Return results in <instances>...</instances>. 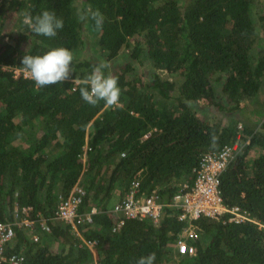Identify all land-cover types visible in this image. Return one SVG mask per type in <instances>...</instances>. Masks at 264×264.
<instances>
[{"label":"trees","instance_id":"obj_1","mask_svg":"<svg viewBox=\"0 0 264 264\" xmlns=\"http://www.w3.org/2000/svg\"><path fill=\"white\" fill-rule=\"evenodd\" d=\"M260 1L0 0V220H12L15 207L31 206L28 217L39 214L49 226L39 241L16 226L8 252L23 254V264H136L151 253L154 264H264V228L256 223L200 217L193 221L195 254L171 260V245L185 227L175 207L164 206L157 224L128 220L115 232L109 212L133 181L169 203L192 183L203 154L238 141L220 194L264 225ZM89 6L103 16L100 29L79 19ZM44 10L63 20L55 37L38 36L23 23L26 12ZM87 32L102 60L80 54ZM58 47L73 53V72L61 84L40 88L6 68H24V54ZM125 49L121 63L104 70L118 78L120 106L86 103L79 82ZM207 109L231 121H212ZM76 184L85 189L78 212L97 209L78 234L53 218L59 197ZM83 240L97 243L88 248Z\"/></svg>","mask_w":264,"mask_h":264},{"label":"built area","instance_id":"obj_2","mask_svg":"<svg viewBox=\"0 0 264 264\" xmlns=\"http://www.w3.org/2000/svg\"><path fill=\"white\" fill-rule=\"evenodd\" d=\"M5 68V67H4ZM13 71L14 76L22 75L30 78L24 68L6 67ZM78 82V81H76ZM149 133L144 136L147 137ZM86 146L84 147V150ZM240 149L238 141L226 144L216 151L202 155L197 166L193 169V181L185 183L175 193L169 203H164L157 190L151 192L141 188L139 181L131 182L125 194L112 203L109 212L113 215L112 231L120 230L128 220H145L157 224L164 206L169 205L178 210L177 219L185 222V227L179 232L175 241L176 251L179 256L195 254L196 247L193 242L197 233L193 221L200 217L223 219L233 223L251 222L261 228L264 225L255 220L249 211L238 205L228 206L220 194V177L228 164L232 162ZM85 196V189L81 185H74L66 196H60L54 209L53 218L68 223L72 230L77 232V227L92 222V215L97 212L92 207L85 213L78 212V208ZM31 206L14 208V218L10 221L0 220V263L23 264L24 255L19 252H8L14 238L15 227H21L31 233L33 241L40 240V234L49 231V226L44 217L37 214L36 218L28 217ZM78 234V232H77ZM182 234L181 238L180 235ZM88 248L95 247L96 240H83Z\"/></svg>","mask_w":264,"mask_h":264},{"label":"clouds","instance_id":"obj_3","mask_svg":"<svg viewBox=\"0 0 264 264\" xmlns=\"http://www.w3.org/2000/svg\"><path fill=\"white\" fill-rule=\"evenodd\" d=\"M80 20L90 19L94 26L100 29L103 25V16L99 10L91 7L82 9L79 13ZM23 23L38 36L55 37L57 30L63 28V20L58 18L54 12L48 10L33 16L31 12L24 14ZM73 53L64 47L52 48L42 55H26L21 58L20 64L29 74L30 79L37 87L43 88L50 85L61 84L69 79L72 69ZM109 65L101 62L94 66L91 73L79 83L81 98L89 105L96 106L103 101L107 108L120 106L121 90L118 87V78L106 75L105 69ZM155 254L140 257L136 264H154Z\"/></svg>","mask_w":264,"mask_h":264},{"label":"rangeland","instance_id":"obj_4","mask_svg":"<svg viewBox=\"0 0 264 264\" xmlns=\"http://www.w3.org/2000/svg\"><path fill=\"white\" fill-rule=\"evenodd\" d=\"M79 2V0H77ZM262 5H264V0H261L260 1ZM259 3V2H258ZM257 3V4H258ZM255 8L257 9L258 6H254V10L255 11ZM264 13V7L263 9H261ZM254 19H256V24L258 25L259 22L257 20V17H254ZM89 35L88 36V39H89V42L88 44L86 45V47L80 52V54L90 58H95V59H99V60H102L103 59V55L101 54V52L99 51L97 45L94 44V38L90 36L89 32H87ZM262 36V33L260 34V37ZM262 38V37H261ZM264 46V39H262L259 43H257L256 45V48H259L260 46ZM127 54V49H125L120 56H118L117 58L113 59V60H110V61H107V64L110 65V67L112 66H115L119 63H121V61L123 60V58H125ZM263 98H264V81H263ZM260 105V103H258ZM204 112H206L207 116L209 117V119H211L212 121L214 120L215 122L217 123H223V124H228L231 120L230 116H227L226 113H223L221 111H213V110H210V109H207L205 110ZM234 118V117H233ZM256 151L254 149H252L250 151V157L255 155ZM114 202V201H113ZM182 234L180 235V238H181ZM198 236V235H197ZM203 241L206 240V237H203L202 238ZM175 242L171 245V252H172V256H171V260L172 259H175L177 260L178 259V254H177V251H176V246H175Z\"/></svg>","mask_w":264,"mask_h":264}]
</instances>
